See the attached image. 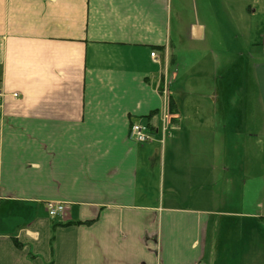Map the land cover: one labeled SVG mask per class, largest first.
<instances>
[{
	"label": "crops",
	"instance_id": "0c3cea01",
	"mask_svg": "<svg viewBox=\"0 0 264 264\" xmlns=\"http://www.w3.org/2000/svg\"><path fill=\"white\" fill-rule=\"evenodd\" d=\"M233 4L0 0V264H264V60L249 100Z\"/></svg>",
	"mask_w": 264,
	"mask_h": 264
},
{
	"label": "rangeland",
	"instance_id": "374dc122",
	"mask_svg": "<svg viewBox=\"0 0 264 264\" xmlns=\"http://www.w3.org/2000/svg\"><path fill=\"white\" fill-rule=\"evenodd\" d=\"M233 7L235 13H233V22L238 30L239 27H244L246 25L245 36L247 38V43L242 41L234 42V45H238L244 47L248 45V53H247V63H246V73H242V81H245L248 86V98L249 100L254 97L256 94V73H255V65L259 61L264 60V43L261 42L262 33H264V0H233ZM245 7L248 9L245 12H242V8ZM243 33V32H242ZM217 60H221L217 58ZM224 62L226 63V69H218L217 67V78L221 81H227L232 76V72H234L235 67L245 66L244 57L238 58L233 53L231 58H225ZM228 73V75L226 73ZM233 76H235L233 74ZM12 96V95H11ZM169 97L167 96V105L169 107ZM248 145H249V154H258L259 165H262V173L264 178V154L260 149L259 143H254V139L249 135L248 137ZM255 145H257V151L255 149ZM249 162H252V158H249Z\"/></svg>",
	"mask_w": 264,
	"mask_h": 264
},
{
	"label": "built area",
	"instance_id": "2783aa9c",
	"mask_svg": "<svg viewBox=\"0 0 264 264\" xmlns=\"http://www.w3.org/2000/svg\"><path fill=\"white\" fill-rule=\"evenodd\" d=\"M154 55H155L154 52L150 53V56L154 57ZM161 94L163 95V98H164L163 100L164 105H163L162 115H161V127H162V131L164 132L167 127V123L169 121L167 94H166V89L164 87L162 88ZM4 95L5 93L2 90L1 82H0V107L2 105V99ZM11 95L14 98L18 97L17 92H12ZM129 136L138 143H146V142L153 140L154 138L153 132L150 130V128L147 125L140 124L137 122L132 123L130 125ZM46 211L48 215L50 216L62 215L65 212V205L64 203H61V202L48 201L46 203Z\"/></svg>",
	"mask_w": 264,
	"mask_h": 264
},
{
	"label": "trees",
	"instance_id": "16d2710c",
	"mask_svg": "<svg viewBox=\"0 0 264 264\" xmlns=\"http://www.w3.org/2000/svg\"><path fill=\"white\" fill-rule=\"evenodd\" d=\"M169 107H168V110H169V112L170 113H174L175 112V110H176V108H175V104H174V102L171 100V99H169ZM152 128V127H151ZM150 128V129H151ZM152 130V129H151ZM68 224V223H67Z\"/></svg>",
	"mask_w": 264,
	"mask_h": 264
}]
</instances>
